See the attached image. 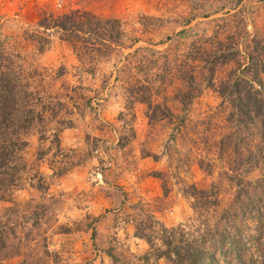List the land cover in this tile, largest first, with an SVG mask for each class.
<instances>
[{
    "label": "rangeland",
    "instance_id": "1",
    "mask_svg": "<svg viewBox=\"0 0 264 264\" xmlns=\"http://www.w3.org/2000/svg\"><path fill=\"white\" fill-rule=\"evenodd\" d=\"M72 10L121 22L92 71L36 28ZM262 38L264 0H0V49L42 101L20 131L0 119L19 143L0 166V189L18 178L0 197V264H170L171 233L190 252L207 235L217 264H264V115L215 91Z\"/></svg>",
    "mask_w": 264,
    "mask_h": 264
},
{
    "label": "trees",
    "instance_id": "2",
    "mask_svg": "<svg viewBox=\"0 0 264 264\" xmlns=\"http://www.w3.org/2000/svg\"><path fill=\"white\" fill-rule=\"evenodd\" d=\"M235 14L236 13L231 14V17H234ZM215 27L217 29L221 28L219 25H216ZM36 28L42 31L40 32L41 34L46 33L47 31L57 33L59 39L68 44L79 63H87L89 71L93 70V65L98 59L105 57L114 49L121 48V39L124 36L121 22L118 19L99 17L83 10H72L60 15H54L47 11H40V13L37 14ZM182 34V31L178 33V35ZM196 42L198 48L194 49L195 52L199 55L207 53L204 46L205 44H210L211 39L204 38L202 40H196ZM10 57V55L5 54V52L0 49V60L2 64L0 69L1 127L2 129L14 127L20 131L25 127L19 124L20 121L16 119V116L25 113L28 117V120H24L25 124L31 123L34 120L35 114L38 115L39 113H42V111L38 109L36 110L38 102L42 101L35 97L31 99V96L35 93L21 90L23 86L19 84V79L22 73L19 72H22V70H20L18 66L13 65ZM220 57V61H222L221 63L231 61L229 56L225 55L224 52L219 54L218 58L220 59ZM238 67L239 68L233 72H229L225 80L218 83L217 90L215 91L220 97H228L230 101L229 103L236 102L235 105L234 103H231L230 106L237 113L255 109L254 112L256 114L262 112V115H264V78L261 77V75H264V38L253 40L251 42L249 52L245 54V63ZM212 70L213 68L207 69L210 74ZM187 80H192V74H188ZM211 83V80L208 79L207 84L210 87H212ZM19 95H22V107L16 105L19 104ZM128 96L133 100H147V107H150L151 105L149 103L150 94H147V98L141 94L135 93H131ZM56 102V104H59L58 101ZM252 103H258L259 106L250 108V104ZM40 105V109L43 110L47 107L49 108L50 103L43 102ZM260 106H262V108H260ZM49 110L53 113L51 108H49ZM55 124L62 129L68 127L70 122L58 120ZM7 136H4L3 140L0 139V166L2 167L5 164H12L11 160H15L17 156L16 144L19 146L16 133L7 134ZM53 141L58 144L57 134L53 135ZM17 181L18 178L12 182H8L4 188H1L0 197L5 194L7 195L11 187L16 185L15 183ZM171 235L172 233L168 234L165 238L166 242H164L166 246L165 257L170 264H217L214 253L209 252V250L205 248V245H203L205 244L204 242L207 239V235L202 239L203 243L199 242L191 247V252L188 242L185 244V249L180 248L179 245L173 246V237ZM178 235L181 240L183 233L179 232ZM201 237L202 236H200V238ZM218 254L222 255V252L219 250ZM224 262L225 261H223V263Z\"/></svg>",
    "mask_w": 264,
    "mask_h": 264
}]
</instances>
